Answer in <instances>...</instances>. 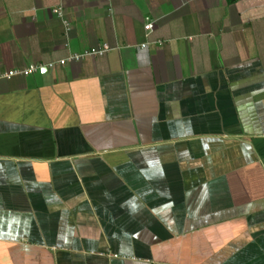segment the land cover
Wrapping results in <instances>:
<instances>
[{"label":"crops","instance_id":"0c3cea01","mask_svg":"<svg viewBox=\"0 0 264 264\" xmlns=\"http://www.w3.org/2000/svg\"><path fill=\"white\" fill-rule=\"evenodd\" d=\"M31 64L0 264H264V0H0V71Z\"/></svg>","mask_w":264,"mask_h":264},{"label":"built area","instance_id":"2783aa9c","mask_svg":"<svg viewBox=\"0 0 264 264\" xmlns=\"http://www.w3.org/2000/svg\"><path fill=\"white\" fill-rule=\"evenodd\" d=\"M53 14H55L58 18L63 17V13H62V9L60 7L54 8L52 10ZM63 24L65 26V28H68V24L66 21H63ZM152 28V24L151 23H147L144 25V29L146 31L150 30ZM141 48L145 47V44H142L140 46ZM111 50L110 46L108 44H103L101 47L99 48H92L89 49L87 51H84L82 53H78V54H72L71 56L62 59L58 62L59 65L63 66L69 62H78L84 58L87 57H103L107 52H109ZM54 63H49L47 65V67H53ZM43 66L41 65H28L26 67L23 68H16V69H9L6 70L4 72L0 71V79H6L9 80L13 77H28L33 75L34 73L38 72Z\"/></svg>","mask_w":264,"mask_h":264},{"label":"trees","instance_id":"16d2710c","mask_svg":"<svg viewBox=\"0 0 264 264\" xmlns=\"http://www.w3.org/2000/svg\"><path fill=\"white\" fill-rule=\"evenodd\" d=\"M228 1V3H232L233 2V0H227Z\"/></svg>","mask_w":264,"mask_h":264}]
</instances>
